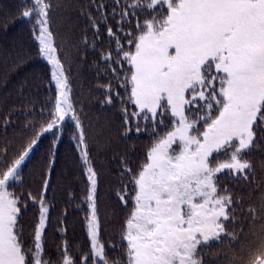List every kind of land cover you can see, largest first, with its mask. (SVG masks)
<instances>
[{"label": "snow or ice", "instance_id": "obj_1", "mask_svg": "<svg viewBox=\"0 0 264 264\" xmlns=\"http://www.w3.org/2000/svg\"><path fill=\"white\" fill-rule=\"evenodd\" d=\"M57 11L66 22L78 12L75 18L85 21L94 41L106 28L114 47L100 53L97 67L111 77L97 83L101 103L120 101L122 137L149 134L136 167L131 157L121 158L127 183L121 181L116 196L128 216L111 247L103 240L99 173L85 114L70 99V71L55 46ZM18 14L31 25L55 92L41 107L40 123L25 124L32 133L26 143L0 146V264H264V194L258 206L252 195L264 192V183L250 159L264 147V0H24ZM10 123L5 116V128ZM66 123L86 180L77 204L87 207L86 244L77 245L76 255L67 244L58 246L53 257L46 247L47 193ZM46 135L50 158L38 195L29 192L25 199L9 189L22 182L25 161ZM224 179L237 190L222 185ZM244 188L252 190L249 202ZM28 201L37 215L26 243ZM65 225L66 213L58 225L62 239ZM214 248L232 256L213 258Z\"/></svg>", "mask_w": 264, "mask_h": 264}, {"label": "trees", "instance_id": "obj_2", "mask_svg": "<svg viewBox=\"0 0 264 264\" xmlns=\"http://www.w3.org/2000/svg\"><path fill=\"white\" fill-rule=\"evenodd\" d=\"M24 0H0V146L11 143L25 142L32 135L25 128L26 123H40L39 112L50 97L54 98V85H49L50 66L36 54V45L31 35V25L19 16L20 5ZM55 2V0H54ZM107 4L109 0H104ZM109 14L111 9H108ZM71 22L64 19L65 13L57 11L53 14V31L58 55L64 62L65 69L70 71L72 99L77 108H83L85 128L88 132L89 145L92 146V159L95 163L98 177L99 213L103 224V240L109 243L118 241L122 224L128 212L117 203L116 193L121 187V181L127 179L120 175L122 157H131L128 163L136 167L142 154L149 144V134L132 133L125 138L121 135L120 101L113 105H102L103 89L97 87L109 82L110 76L103 75L104 69L99 68L101 50L107 51L114 45H109L106 28L101 26V39L94 41L92 30L85 25L84 20H77L78 12H73ZM115 24V21H111ZM85 39L88 46H85ZM96 44L93 50L92 44ZM121 94L122 89H119ZM34 109L33 111H29ZM8 116L11 123L5 128L4 117ZM70 123L65 124L63 139L59 142L55 153V166L51 170V188L47 193L50 207V220L46 224V247L53 257L58 246L67 244L76 255L77 245L86 244L83 230L84 212L77 208L81 202V193L85 190L86 180L83 177L79 158L73 142L70 139ZM264 144V141L261 142ZM51 138L40 139L35 150L25 161L22 168V182L13 185L9 190L22 194L26 199L29 192L38 195L41 184L42 165L50 158ZM99 145V146H98ZM102 146V147H101ZM106 149V150H105ZM82 155V153H81ZM255 175L260 183H264V147H257L250 157ZM234 190L236 186L228 179L221 181ZM129 187H131L129 185ZM246 202L250 189H242ZM69 193L73 202L69 203ZM264 194L257 189L252 195L258 206L259 196ZM131 204V202H129ZM23 207V205H21ZM66 213V238H61L58 225ZM37 208L28 201V207L23 211L22 224L25 242L29 241V233L35 225ZM227 247V242H225ZM109 247H111L109 243ZM119 251V249H117ZM235 251H239L236 249ZM213 258L224 262L232 256L214 248Z\"/></svg>", "mask_w": 264, "mask_h": 264}]
</instances>
